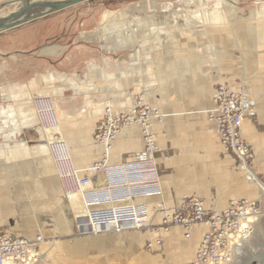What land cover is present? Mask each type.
Returning a JSON list of instances; mask_svg holds the SVG:
<instances>
[{
	"label": "crops",
	"instance_id": "1",
	"mask_svg": "<svg viewBox=\"0 0 264 264\" xmlns=\"http://www.w3.org/2000/svg\"><path fill=\"white\" fill-rule=\"evenodd\" d=\"M175 1L142 0L107 11L70 47V35L48 46L51 35H44L25 54L21 26L0 32V231L34 239L79 230L81 198L64 192L49 142L64 139L79 169L101 161L95 134L106 102L114 113H128L137 107V97L167 114L153 127L161 194L140 202L163 199L174 208L195 196L222 210L231 199L257 197L256 185L232 172L236 157L224 150L206 111L215 106L219 84L237 89L231 81L235 76L250 79L257 110L244 118L243 134L256 151L252 167L264 179V0L244 14V0ZM46 22L41 18L33 24ZM38 97L52 100L57 129L40 125ZM143 148L141 128L132 125L113 142L110 162L135 160ZM91 177L95 187L106 186L104 173ZM205 229L198 226L192 239H185L174 228L161 246H147L156 250L142 253L137 263L190 264ZM143 231L146 245L154 243L155 234Z\"/></svg>",
	"mask_w": 264,
	"mask_h": 264
},
{
	"label": "built area",
	"instance_id": "2",
	"mask_svg": "<svg viewBox=\"0 0 264 264\" xmlns=\"http://www.w3.org/2000/svg\"><path fill=\"white\" fill-rule=\"evenodd\" d=\"M136 101L137 107L128 113H114L111 103L106 102L104 118L95 134V142L103 149L102 159L89 167L74 166L61 137L49 142L64 192L81 198L82 205L76 214L80 230L96 235L147 229L155 234L154 243L148 244L153 247L161 246L162 237L174 228L180 229L185 239H192L193 230L203 226L206 229L190 264H235L264 217V180L252 167L256 151L243 134L244 118L256 113V99L243 88L221 83L214 93L215 106L206 111L209 120L217 126L224 150L236 157L247 181L258 187L255 199L234 198L222 210L208 208L202 198L195 196L174 208L167 206L163 199L152 203L139 201L161 194L156 164L159 147L153 127L157 122H164L167 114L138 97ZM34 105L43 129L59 127L50 98L38 97ZM132 125L141 128L144 148L135 160L112 164L113 142ZM82 172L89 174L81 175ZM91 173H104L106 186L95 187ZM44 242L41 235L29 239L0 231V264H36L42 258L40 246Z\"/></svg>",
	"mask_w": 264,
	"mask_h": 264
},
{
	"label": "rangeland",
	"instance_id": "3",
	"mask_svg": "<svg viewBox=\"0 0 264 264\" xmlns=\"http://www.w3.org/2000/svg\"><path fill=\"white\" fill-rule=\"evenodd\" d=\"M2 1L5 0H0V2ZM140 1L142 0H89L60 12L53 13L47 18L43 17V19L48 21L46 24H39L37 26V24H33L36 20L21 25L19 29L22 28L21 31L25 33L21 39H23L24 45L27 48L23 52L25 54L33 52L32 49L39 46L38 44L44 39V35H51L50 37L54 35H70L67 40L69 42L67 44L70 47L81 30H90L96 27L103 13L116 11ZM156 1L164 4L176 3L175 0ZM244 1L246 2H242L245 3L243 5V14L255 11L257 0ZM16 7V5H9L0 9V16L10 14L16 10ZM54 39L47 38L45 45L48 46V44L56 43ZM235 56H241V54L237 51ZM26 60L31 61L30 58H26ZM235 77L236 79L233 78L231 80L232 82L236 83L239 88H243L254 95L253 86L248 77ZM231 160L232 172H239L245 177V172L239 165L236 166L232 158ZM77 226L79 230L75 231L74 234H61L56 237L44 236L45 242L43 247L47 252L44 253L40 261L36 264H138L137 260L142 253L156 250H149L148 245H146V239L141 236V232H144L143 230L149 231L147 229L131 230L125 235L111 232L103 233L107 235H102V233L95 235L82 232L78 222ZM133 241L136 244L135 248H131L134 244ZM235 264H264V217L257 223L253 236L246 245L242 256Z\"/></svg>",
	"mask_w": 264,
	"mask_h": 264
},
{
	"label": "water",
	"instance_id": "4",
	"mask_svg": "<svg viewBox=\"0 0 264 264\" xmlns=\"http://www.w3.org/2000/svg\"><path fill=\"white\" fill-rule=\"evenodd\" d=\"M89 0H5L0 2V9L16 5V10L0 16V32L34 22L53 13L79 5Z\"/></svg>",
	"mask_w": 264,
	"mask_h": 264
},
{
	"label": "trees",
	"instance_id": "5",
	"mask_svg": "<svg viewBox=\"0 0 264 264\" xmlns=\"http://www.w3.org/2000/svg\"><path fill=\"white\" fill-rule=\"evenodd\" d=\"M64 35H59V36H52L51 38H55L54 40H59L61 37H63Z\"/></svg>",
	"mask_w": 264,
	"mask_h": 264
},
{
	"label": "bare ground",
	"instance_id": "6",
	"mask_svg": "<svg viewBox=\"0 0 264 264\" xmlns=\"http://www.w3.org/2000/svg\"><path fill=\"white\" fill-rule=\"evenodd\" d=\"M259 184H262V182H261L260 180H259ZM103 233H107V232H103ZM105 237H106V236H105ZM105 237H104V238H105ZM248 242H249V241H248ZM248 242L245 244L244 247H246V245L248 244ZM244 249H245V248H244ZM135 251H136V249H135ZM93 252H94V251H93ZM99 258H100V257H99ZM99 258H98V259H99ZM119 259H120V258H119ZM91 260H92V259H91ZM95 260H96V259H95ZM101 263H102V262H101Z\"/></svg>",
	"mask_w": 264,
	"mask_h": 264
}]
</instances>
